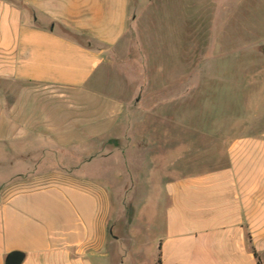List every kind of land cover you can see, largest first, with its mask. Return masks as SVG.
I'll return each mask as SVG.
<instances>
[{"label":"rangeland","instance_id":"rangeland-1","mask_svg":"<svg viewBox=\"0 0 264 264\" xmlns=\"http://www.w3.org/2000/svg\"><path fill=\"white\" fill-rule=\"evenodd\" d=\"M128 17L84 87L0 81L22 92L0 184L90 195L118 264H155L164 157L200 174L227 144L264 137V0H128Z\"/></svg>","mask_w":264,"mask_h":264},{"label":"crops","instance_id":"crops-1","mask_svg":"<svg viewBox=\"0 0 264 264\" xmlns=\"http://www.w3.org/2000/svg\"><path fill=\"white\" fill-rule=\"evenodd\" d=\"M21 1L25 6L0 0V81L82 88L128 30V0ZM21 94L0 89V151L19 135L13 115ZM166 158L158 165L169 173L160 186V264H262L264 137L227 144L217 165L200 174L188 175L190 164L170 172ZM3 185L0 264L14 251L24 255L22 264H118L115 239L90 195L69 187L21 192L19 183Z\"/></svg>","mask_w":264,"mask_h":264},{"label":"water","instance_id":"water-1","mask_svg":"<svg viewBox=\"0 0 264 264\" xmlns=\"http://www.w3.org/2000/svg\"><path fill=\"white\" fill-rule=\"evenodd\" d=\"M24 255L21 252L14 251L7 255L5 264H22Z\"/></svg>","mask_w":264,"mask_h":264},{"label":"trees","instance_id":"trees-1","mask_svg":"<svg viewBox=\"0 0 264 264\" xmlns=\"http://www.w3.org/2000/svg\"><path fill=\"white\" fill-rule=\"evenodd\" d=\"M8 1H10V3H12L13 5L22 7V1L21 0H8ZM156 264H160V259L159 258L157 259ZM257 264H260V262L258 260H257Z\"/></svg>","mask_w":264,"mask_h":264}]
</instances>
